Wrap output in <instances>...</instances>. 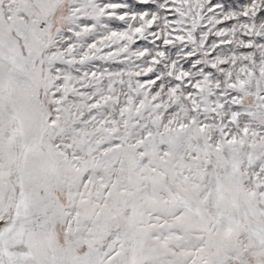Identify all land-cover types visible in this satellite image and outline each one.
<instances>
[{"label": "snow or ice", "instance_id": "obj_1", "mask_svg": "<svg viewBox=\"0 0 264 264\" xmlns=\"http://www.w3.org/2000/svg\"><path fill=\"white\" fill-rule=\"evenodd\" d=\"M0 264H264V0H0Z\"/></svg>", "mask_w": 264, "mask_h": 264}]
</instances>
